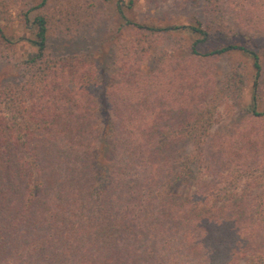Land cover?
I'll list each match as a JSON object with an SVG mask.
<instances>
[{"label": "trees", "instance_id": "trees-1", "mask_svg": "<svg viewBox=\"0 0 264 264\" xmlns=\"http://www.w3.org/2000/svg\"><path fill=\"white\" fill-rule=\"evenodd\" d=\"M74 1L30 0L20 18L29 36L8 37L0 23V61L21 71L0 87V264H264V64L242 40L264 39V0H201L205 20L164 26L130 19L132 0H97L113 3L109 18ZM72 9L80 26L135 33L119 42L112 85L97 61L51 57L50 21L68 31L69 16L45 10ZM177 32L188 36L183 56L140 73L136 52L150 48L139 36ZM17 41L22 62L8 47ZM231 54L249 64H233L228 85L240 90L247 68L251 100L247 120L218 138L204 115L217 81L201 61ZM98 129L109 159L96 153ZM184 137L194 146L186 162ZM187 177L189 194L176 189ZM227 196L238 199L220 202Z\"/></svg>", "mask_w": 264, "mask_h": 264}, {"label": "rangeland", "instance_id": "rangeland-1", "mask_svg": "<svg viewBox=\"0 0 264 264\" xmlns=\"http://www.w3.org/2000/svg\"><path fill=\"white\" fill-rule=\"evenodd\" d=\"M124 1L125 3L128 2V0ZM200 1L201 0H132L131 6L129 8L124 7V10L126 15L136 22L160 26L169 24L181 25L191 23L194 21V17L197 16L205 20L204 10L201 9ZM28 2H30V0H0V23L8 37L17 39L20 36H29V31L25 29V26L20 20L22 14L26 12L29 6ZM72 5L83 9V11L108 10L106 18H109L112 13L111 10H115L113 3L101 4L98 3L97 0H79L74 1ZM78 11L81 10H45L49 16L54 15L55 19L59 18L60 14L69 16V21L67 22L68 31L63 32V29H59L57 23H55L53 19L50 21V55L53 58L66 55H78L77 57H79L81 61L92 63L93 61H97L99 64V75L102 78L103 85H105V87L110 86L122 77L120 75V68L122 67L118 64V62H121L120 55L117 53L119 42L124 37H136L135 33L131 32L132 30H130V28H128V30H122V28H120V23L117 22H112L110 27H107L105 22H101L100 25L97 26H80L75 20H72L74 18L73 14ZM52 12L54 14H52ZM76 17L77 16H75V18ZM222 19H224V22L233 23L232 19L225 11ZM237 23H233L235 29L236 27L241 29L245 27ZM239 28L237 29L240 30ZM252 34H254L252 31L251 33L245 34L242 40L247 45H251L254 48L256 47L262 55L264 64V39L256 40L255 45L249 37V35L252 36ZM139 37L147 40L150 48V52L146 55L141 53L140 49L136 52L139 61V71L140 73L146 74L153 71L161 62L171 59L173 55L176 57L183 56V45L189 42L188 36L183 32L169 35L156 34ZM131 39L132 38H130V40ZM8 47L14 52L17 59L22 62L25 57L24 53L26 52L24 43H22V41H17V44ZM233 64L246 65L249 64V61L247 58L238 54H231V56H226L219 60L210 59V61L206 62L201 61L202 67L211 73L209 74L211 82L213 81L212 74H215L217 81V87L213 88L210 95L204 98V108L205 110H209L207 113H204V115H210L211 118L215 120L210 131L218 138L229 136L231 130L235 128L237 124L244 123L245 120H247L245 117L247 107H249L251 100L250 70L248 72L246 68L244 73H246V75L248 73L246 78L247 82L241 86L240 90H237L234 86L229 87L227 82ZM20 78L21 71L18 67L6 61H0V87L15 86ZM98 130V133L94 135L97 145L96 153L109 159L111 156L110 135L104 136L103 132L100 134L101 129ZM192 140V137H184L178 145L179 155L184 162H186L188 157L194 152ZM181 167L182 164L179 166V170H181ZM194 179V177H187L176 189L182 193L189 194L193 182L196 180ZM244 185L241 188H243ZM239 190L240 188H238L237 192H239ZM237 199V196H234L232 199H229L227 196L220 202H227L228 200L236 201ZM220 202L218 203L221 204ZM238 264H240V262Z\"/></svg>", "mask_w": 264, "mask_h": 264}]
</instances>
